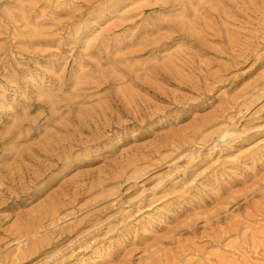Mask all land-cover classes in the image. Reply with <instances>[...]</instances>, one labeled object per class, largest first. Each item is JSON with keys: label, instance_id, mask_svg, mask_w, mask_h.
<instances>
[{"label": "rangeland", "instance_id": "rangeland-1", "mask_svg": "<svg viewBox=\"0 0 264 264\" xmlns=\"http://www.w3.org/2000/svg\"><path fill=\"white\" fill-rule=\"evenodd\" d=\"M0 264H264V0H0Z\"/></svg>", "mask_w": 264, "mask_h": 264}]
</instances>
